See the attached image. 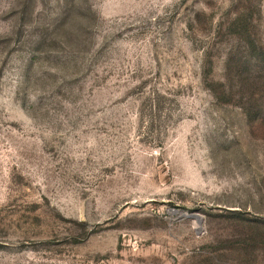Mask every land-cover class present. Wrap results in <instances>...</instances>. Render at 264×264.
<instances>
[{"label":"rangeland","instance_id":"obj_1","mask_svg":"<svg viewBox=\"0 0 264 264\" xmlns=\"http://www.w3.org/2000/svg\"><path fill=\"white\" fill-rule=\"evenodd\" d=\"M0 264H264V0H0Z\"/></svg>","mask_w":264,"mask_h":264}]
</instances>
